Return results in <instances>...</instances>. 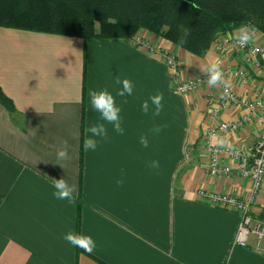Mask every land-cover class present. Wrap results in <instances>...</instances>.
<instances>
[{"label":"crops","instance_id":"0c3cea01","mask_svg":"<svg viewBox=\"0 0 264 264\" xmlns=\"http://www.w3.org/2000/svg\"><path fill=\"white\" fill-rule=\"evenodd\" d=\"M245 26L262 49L254 67L245 66L237 52L214 46L237 28L220 34L203 56L144 29L136 33L142 44L133 38L0 29V87L14 105L10 112L0 104V264H264L254 238L243 249L234 244L238 213L202 200L197 192L241 199L249 191V181L235 173L214 178L205 169L200 144L213 123L208 115L218 88L176 92L163 55L176 56L185 79L213 61L244 66L250 80L229 77L231 87L240 99L256 92L264 96V36ZM117 77L132 82L131 96L116 95L122 87ZM89 88L113 94L125 131L121 135L106 125L108 138L86 153L85 128L103 123L90 108ZM158 91L164 95L161 114L143 113V101ZM244 112L230 105L217 119L235 120ZM157 125L167 126L154 134ZM241 127L217 135L226 141L222 146H250L259 125ZM141 135L148 137L147 148ZM63 141L69 158L58 160ZM154 160L158 169L149 167ZM62 176L76 188L75 205L52 195L51 178ZM121 177L125 182L117 185ZM260 189L253 211L264 218V179ZM68 232L92 236L95 250L70 245L63 239Z\"/></svg>","mask_w":264,"mask_h":264},{"label":"trees","instance_id":"16d2710c","mask_svg":"<svg viewBox=\"0 0 264 264\" xmlns=\"http://www.w3.org/2000/svg\"><path fill=\"white\" fill-rule=\"evenodd\" d=\"M241 25L264 36V0H0L2 27L83 39H132L144 29L195 56ZM0 104L13 112L1 87Z\"/></svg>","mask_w":264,"mask_h":264},{"label":"built area","instance_id":"2783aa9c","mask_svg":"<svg viewBox=\"0 0 264 264\" xmlns=\"http://www.w3.org/2000/svg\"><path fill=\"white\" fill-rule=\"evenodd\" d=\"M134 43L142 44V40L135 36ZM215 48L220 52H237L245 66L254 67L258 64V56L262 54V49L251 40L245 46H240L234 36H229L215 43ZM164 61L171 70L172 86L180 94H188L199 91L204 86H208L206 77L202 72L195 76L182 78L179 62L176 56L163 54ZM225 78H237L243 83L250 80L247 69L236 65H222ZM209 87V86H208ZM216 94L215 107L209 110V117L212 124L206 127L203 132L200 148L207 156L206 172L215 176L230 175L235 173L240 178L249 181V191L244 198H238L228 193H216L199 189V197L217 207L233 210L238 213L239 221L234 236V244L238 247H248L250 238H254L255 252L264 254V218L254 214V205L257 200L262 182L264 179V96L261 92H256L250 99H240L235 90L230 87L218 88ZM230 105H238L245 109L238 119L225 121L217 119L222 109ZM257 121L259 129L256 138L250 146H222L212 144V135H222L228 132H237L245 124ZM225 156L230 159L234 166L222 161Z\"/></svg>","mask_w":264,"mask_h":264},{"label":"clouds","instance_id":"9594fccd","mask_svg":"<svg viewBox=\"0 0 264 264\" xmlns=\"http://www.w3.org/2000/svg\"><path fill=\"white\" fill-rule=\"evenodd\" d=\"M189 33L186 31L180 38V42L184 43ZM253 33L245 25H241L235 30L234 38L240 46H245L252 39ZM191 66V65H189ZM203 75L206 77V82L210 88L223 87L225 89L230 87V81L225 78V74L222 70V66L218 62H210L206 67L200 69ZM115 83L122 85L116 92L119 97L131 96L133 94L132 82L125 78L121 80L116 78ZM89 104L92 111L99 114L101 122L91 123L85 128V136L83 139V150L87 153L89 151H96L100 141L108 138V128L106 125H111L112 130L118 134H124L123 121L121 118L122 108L117 105L116 98L107 89L95 90L89 88L88 90ZM163 99L162 92H157L155 95H151L148 100L143 101L141 104V110L143 113L148 114L152 112L153 117H158L163 111ZM149 101H151L152 108L150 109ZM122 103H127V100H123ZM167 125H157L151 132L159 134ZM140 144L147 148L149 145L147 135H141ZM212 144L224 145L225 140L212 135L210 137ZM56 157L58 160H67L69 158L67 141L61 142V145L57 148ZM149 167L158 169L160 163L158 160H154L150 163ZM54 191L53 197L58 200H67L69 204L75 205L76 199L73 193L76 191L74 185H70L67 180L62 176L60 178H51ZM124 179L121 177L117 179V185H123ZM63 239L70 245L82 249L87 253H92L96 248V242L90 235L78 234L75 232H68L64 235Z\"/></svg>","mask_w":264,"mask_h":264},{"label":"rangeland","instance_id":"374dc122","mask_svg":"<svg viewBox=\"0 0 264 264\" xmlns=\"http://www.w3.org/2000/svg\"><path fill=\"white\" fill-rule=\"evenodd\" d=\"M0 29H5L4 31H14L15 33H18L19 31H21V30H19V29H13V28H0ZM7 29V30H6ZM8 33V32H7ZM219 36V35H218Z\"/></svg>","mask_w":264,"mask_h":264}]
</instances>
